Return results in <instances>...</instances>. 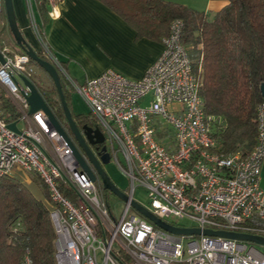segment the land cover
I'll return each mask as SVG.
<instances>
[{"label":"built area","instance_id":"built-area-1","mask_svg":"<svg viewBox=\"0 0 264 264\" xmlns=\"http://www.w3.org/2000/svg\"><path fill=\"white\" fill-rule=\"evenodd\" d=\"M62 1L47 0L49 18L58 16ZM24 4L32 48L84 99L105 138L101 155L107 153L130 184L123 213L116 219L99 180L92 181L83 171L68 144L47 124L44 112H27L29 89L21 77L31 80L33 64L25 53L2 44L0 92L20 113L14 121L17 127L19 121H27L28 127L14 132L0 113V176L36 174L46 185L56 264H264V255L244 241L168 233L131 205L140 187L149 200L145 209L171 225L264 237V189L259 179L264 102L256 109V140L250 153L226 155L214 135L218 120L204 111L201 80L181 42L180 20L171 23L162 52L140 79L105 70L79 84L57 60L36 23L34 0ZM170 218L195 225L182 226ZM22 264H31L28 253Z\"/></svg>","mask_w":264,"mask_h":264},{"label":"trees","instance_id":"trees-1","mask_svg":"<svg viewBox=\"0 0 264 264\" xmlns=\"http://www.w3.org/2000/svg\"><path fill=\"white\" fill-rule=\"evenodd\" d=\"M98 1L124 19L137 38L161 43L169 35L171 23L182 22L181 42L188 50L193 72L201 80L204 111L218 120L213 129L218 149L226 155L238 152L246 157L256 140V109L264 102L260 90L264 84V0H223L227 4L209 16L165 0ZM33 10L36 23L45 32L47 0H34ZM16 49L24 53L17 44ZM59 61L66 68L65 62ZM47 77L50 84L46 87L31 81L66 127L57 91ZM63 91L70 107L64 85ZM0 113L7 122L20 117L2 92ZM72 114L79 129L92 119ZM32 175L42 197L37 198L17 176H0V264H22L27 253L31 264H56L48 190L38 175Z\"/></svg>","mask_w":264,"mask_h":264},{"label":"crops","instance_id":"crops-1","mask_svg":"<svg viewBox=\"0 0 264 264\" xmlns=\"http://www.w3.org/2000/svg\"><path fill=\"white\" fill-rule=\"evenodd\" d=\"M165 1L183 4L207 16L227 4L223 0ZM14 8L22 36L34 46L24 0H14ZM58 9V16L49 18L44 35L57 60L65 62L68 74L81 84L105 70L138 80L162 52V43L137 38L124 19L98 0H63ZM262 179L260 186L264 189Z\"/></svg>","mask_w":264,"mask_h":264},{"label":"water","instance_id":"water-1","mask_svg":"<svg viewBox=\"0 0 264 264\" xmlns=\"http://www.w3.org/2000/svg\"><path fill=\"white\" fill-rule=\"evenodd\" d=\"M2 1L3 10L7 21L6 24L8 25V29L10 30L15 43L18 45V48L21 49L31 59V61L36 63V65L40 67L52 80L53 86L57 91L58 98L62 106V111L67 126L65 127L56 118L54 113L51 111L50 107L47 105L46 101L42 99L43 97L41 96L38 88L34 86L35 84L31 80L25 77H21L23 84L29 89V95L27 96L29 110L27 112L29 114H33L34 112L39 110L43 111L47 117V124L54 130H56L64 139V141L68 144L73 155L77 159L76 161H78L81 168L88 174L90 179L92 181H96L99 176L103 190H109L114 195H116V197H119L123 201H126V195L115 185H113V183L111 182V180L109 179V177L101 166V163L106 164L109 162V155L107 153H103L100 156L99 160L90 150V148H88L89 145L87 141L91 144H102L105 140L103 133L97 127L93 129L88 125H84L82 129H79L73 118L72 111L66 99L64 98L65 94L63 91V83L58 71L52 63L41 58L37 54L36 50L32 48L33 46H31V44L25 39V37L22 36L23 33L17 23L13 0ZM3 63L4 57L0 52V64ZM260 88L261 94L264 97V84H262ZM7 126H9L10 129L14 132H20L16 125V122H11ZM89 164L91 165V167H89ZM131 205L138 214L145 217L155 226L167 231L168 233L177 235L205 234L208 236L226 237L236 239L242 242L244 241L264 245V237L260 235L239 233L234 231H215L210 229L202 230L196 227H193L192 229L177 227L165 221H162V219L155 216L148 209H145V207H143L142 205H139V203H137L136 201H132Z\"/></svg>","mask_w":264,"mask_h":264},{"label":"rangeland","instance_id":"rangeland-1","mask_svg":"<svg viewBox=\"0 0 264 264\" xmlns=\"http://www.w3.org/2000/svg\"><path fill=\"white\" fill-rule=\"evenodd\" d=\"M4 15H5L4 11L2 10L0 13V46H2V44H4V45H7L8 47H12V48L16 49V43L12 37L10 30L8 29V25L6 24L7 21H6V18ZM33 67H34V73H33L32 79L41 86L46 87L47 85H49L50 81H49L46 73L40 67L36 66L35 64H33ZM60 76H61V80L63 83L62 85H64V88L68 93L69 104H70V107H71L73 113L74 114H80V115L85 116V117L91 116L92 119H94V117L90 113V108L88 107V105L86 104L84 99L81 97V95L76 90H74L72 88V86L70 85V83L64 77V75L62 73ZM77 83L81 84L80 82H77ZM148 99H149V95L146 96V101ZM146 101H143L141 104L145 105ZM27 124H28L27 121H19L18 122V128L20 130H24L28 127ZM263 162H264V160H263ZM263 167H264V165H263ZM103 169H104L105 173L107 174V176L109 177V179L111 180V182L113 183V185H115L124 194H127V191H129V188H130L128 177L124 172H122V170L119 168V166L116 164V162L113 159L109 160L108 163L103 164ZM262 171H263V168L261 170V178L260 179L264 178L263 177L264 174L262 173ZM13 175L19 177L23 181V183H25L30 188L32 193L37 198L42 197L40 190L37 188V185L32 180L33 179L32 174H27L24 172H15ZM262 181H263V179H262ZM262 181H261V183H262ZM146 195L147 194L144 191V189L139 187L136 189L135 195L133 197H134L135 201L139 203V205H142L143 207L148 208L149 207V200H148V197ZM105 196H106L105 198L107 200L108 205L110 206V209H111L114 217L116 219H118L123 213V209L125 207V201H123L119 197H116V195H114L113 193H106ZM168 221L176 222L179 225L186 226V227L195 225V223L192 222V220L190 221L187 219H183V220L179 221L176 218H170V220H168ZM185 241H187V239H185ZM246 243L248 244V246H253L256 250H258L260 253H262L264 255V245L257 244V243H251V242H246Z\"/></svg>","mask_w":264,"mask_h":264},{"label":"flooded vegetation","instance_id":"flooded-vegetation-1","mask_svg":"<svg viewBox=\"0 0 264 264\" xmlns=\"http://www.w3.org/2000/svg\"><path fill=\"white\" fill-rule=\"evenodd\" d=\"M87 125L89 126V127H91V128H98L99 130H100V128L97 126V124L95 123V121H93V119H90V121H89V123H87ZM82 131V130H81ZM101 131V130H100ZM102 132V131H101ZM87 143H88V145H89V147L88 148H90V150L93 152V154L96 156V158L97 159H99L100 160V156H101V152L102 151H105V143L103 142L102 144H91V143H89L88 141H87ZM104 149V150H103ZM108 160H110V159H108ZM101 166H102V168H103V164L101 163ZM89 167H91V165L89 164ZM104 170V169H103ZM98 180H99V183H100V185H101V181H100V179H99V176H98ZM101 188H102V185H101ZM102 190H103V188H102ZM103 192H104V194H106V193H112V192H110L109 190H103Z\"/></svg>","mask_w":264,"mask_h":264}]
</instances>
